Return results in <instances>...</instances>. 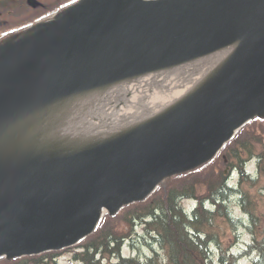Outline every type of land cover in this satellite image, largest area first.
<instances>
[{
	"label": "water",
	"instance_id": "water-1",
	"mask_svg": "<svg viewBox=\"0 0 264 264\" xmlns=\"http://www.w3.org/2000/svg\"><path fill=\"white\" fill-rule=\"evenodd\" d=\"M36 7L38 0H26ZM236 43L197 90L71 154L0 156V255L69 246L264 115V0H77L0 43V131L74 92Z\"/></svg>",
	"mask_w": 264,
	"mask_h": 264
},
{
	"label": "trees",
	"instance_id": "trees-1",
	"mask_svg": "<svg viewBox=\"0 0 264 264\" xmlns=\"http://www.w3.org/2000/svg\"><path fill=\"white\" fill-rule=\"evenodd\" d=\"M56 1L51 9V0L38 8L29 7L25 0H0V25L4 28L1 31L8 33L13 27L33 21L36 17L63 8L69 3L68 0ZM263 120L264 117H256L243 126L209 162L168 177L165 185L157 187L144 200L125 205L116 214H105L96 230L76 244L81 245V250L75 251L73 258L84 264H97L98 259L94 260L96 255L112 253L113 249L109 245L118 243V240L107 232L108 225L117 219L119 213H126L128 218L125 223L130 230H133L132 224L142 225V238H147V233L160 235V242H165V245L158 244L168 256L165 259L168 264H214L210 248L213 243L221 247V241L216 238L221 223H233L237 228L242 226L251 235V239L239 255L251 257L254 254L251 264H264V211L258 209V206H264V184H260L258 180L260 175L252 176L243 167V159L251 154L257 155L258 167L264 162V123H258L251 129L247 126L256 121L264 122ZM223 151L226 152L225 159L239 171L235 184L230 183V177L224 172H217L218 169L213 165ZM225 159L222 158L224 164ZM177 183L179 189L174 188ZM203 187L204 190L200 192ZM234 197L236 205L247 215L246 222L236 220L232 215L229 203L233 202ZM187 198L196 200V205L190 212L181 204ZM208 203L211 206H207ZM130 206H137L138 209H130ZM222 231V234L226 232L225 229ZM130 235V232L124 231V239ZM56 255V251H45L38 255L3 258L0 259V264H55L53 260ZM217 258L220 263L227 262L223 253L218 254ZM230 259L233 261L235 256L232 254ZM148 260L150 258L145 263ZM120 262L122 264L123 260L120 259ZM126 264L141 263L135 259V262L131 260Z\"/></svg>",
	"mask_w": 264,
	"mask_h": 264
},
{
	"label": "bare ground",
	"instance_id": "bare-ground-1",
	"mask_svg": "<svg viewBox=\"0 0 264 264\" xmlns=\"http://www.w3.org/2000/svg\"><path fill=\"white\" fill-rule=\"evenodd\" d=\"M235 45L57 98L0 131V156L66 155L117 137L197 90L226 62ZM146 239L152 251L146 264L160 263L158 251L168 259L159 246L165 245L160 235L147 233Z\"/></svg>",
	"mask_w": 264,
	"mask_h": 264
},
{
	"label": "rangeland",
	"instance_id": "rangeland-1",
	"mask_svg": "<svg viewBox=\"0 0 264 264\" xmlns=\"http://www.w3.org/2000/svg\"><path fill=\"white\" fill-rule=\"evenodd\" d=\"M40 1L43 3V5H45V2H47L48 0H40ZM68 1L70 3V2L75 1V0H68ZM55 2H57V1L51 0V3H50L51 9L54 8ZM51 12H53V11L51 10ZM47 14H49V13H46V15ZM35 19L38 20V17ZM27 22L30 23V21H27ZM31 25L33 27L34 24H31ZM1 27H3V26L0 25V41H2L8 34H11L12 32H14V30L19 28V27H13L11 29V31H9L7 33V31L2 32L1 30L4 31V28H1ZM22 31L25 32L27 30H22ZM22 31L20 28L19 33H21ZM258 123H264V122L256 121V122H254L253 125H251L252 124L251 123L250 125H247V126H249L251 129L254 125H256ZM249 127H247V128H249ZM234 143H236V142H234ZM225 153L223 151L222 155H220L219 159H217V161L213 165L218 169L217 172L221 171V172H224V174L226 176H229L233 167L230 164L231 162H229L227 160L225 161V164L222 163L223 162L222 158L225 157V155H226ZM243 160L245 161V159H243ZM257 160H258L257 155L251 154L249 157V161L246 162V164L243 166L246 167V170H247V172H249V174L252 175L255 173L256 175H260L258 177V180H259L260 184H264V162L263 163L261 162L260 167H258L256 164ZM226 163H228V164H226ZM257 167H258L259 171H258ZM254 177H256V176H254ZM230 182L231 183L237 182V175L236 174H233V176H231ZM179 183L174 184V188L176 187V189H179L178 188ZM203 190H204V187L200 188L199 191L202 192ZM256 192H258V190ZM181 204L187 212H190L195 207L196 201L194 199L187 198V199H184ZM229 204H230L231 212H232L234 219L239 220V221L243 220L244 222H246L247 215L241 211V209L238 205H236V197H234L233 202L230 201ZM207 206H211L210 203H208ZM129 208L130 209H132V208L138 209L137 206H130ZM258 209L263 212L264 206H258ZM126 218H128V215H126V213H119L117 219L115 221H112V223H110L108 225L107 232L109 234H112L115 237V239L118 240V243H113V244L109 245L111 250L113 249L112 253L107 252V253H105V255H101V254L96 255L94 260L98 259L97 264H120L121 263L120 259L123 260L122 264H124L125 262L126 263L130 262L131 260H132V262H135V259H137L141 264H143V263L146 264L145 260H147L152 255L151 249L148 247V244H146L147 239L141 237V235L144 232L142 229V225L132 224L133 230H130L129 226L126 225V223H125ZM223 229L226 230V232L224 234H222ZM124 231L130 232L131 235L124 239ZM207 231L208 230H206V232ZM218 234L219 235H216V238L219 241H221V247H217V245L215 243H213L211 248H210L211 254L213 255L214 264H251V258L254 256V254H251L252 255L251 257L249 255H241V256L239 255V253L245 248L246 243L249 242L251 239V235L242 226L237 228L234 226L233 223H230V225H225V224L221 223L220 229L218 230ZM80 247H81V245H76V246H72L70 248H67L64 251L58 252L59 258H58L57 263H59V264H78V262H76L75 260H72L71 257L75 251L80 250ZM158 252L161 254V257H162V260L160 261L159 264H168L166 262V260L163 258V253L160 251H158ZM220 253H223L224 256H226L227 262L225 261V263H223V262L220 263L218 261L217 256ZM114 254H115V256H114ZM232 254L235 256V259L233 261H231V259H230ZM80 264H82V263H80Z\"/></svg>",
	"mask_w": 264,
	"mask_h": 264
}]
</instances>
